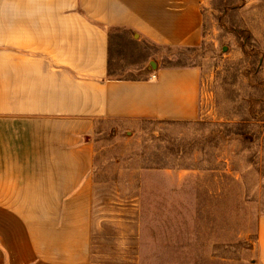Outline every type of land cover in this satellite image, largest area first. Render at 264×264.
<instances>
[{"label":"crops","instance_id":"obj_1","mask_svg":"<svg viewBox=\"0 0 264 264\" xmlns=\"http://www.w3.org/2000/svg\"><path fill=\"white\" fill-rule=\"evenodd\" d=\"M204 1L0 0V264H90L97 125L193 122L203 95L192 68L118 77L111 40L196 48Z\"/></svg>","mask_w":264,"mask_h":264},{"label":"rangeland","instance_id":"obj_2","mask_svg":"<svg viewBox=\"0 0 264 264\" xmlns=\"http://www.w3.org/2000/svg\"><path fill=\"white\" fill-rule=\"evenodd\" d=\"M192 49L121 34L120 78L192 68L193 122L101 121L92 135L90 264H258L264 215V0H205Z\"/></svg>","mask_w":264,"mask_h":264},{"label":"built area","instance_id":"obj_3","mask_svg":"<svg viewBox=\"0 0 264 264\" xmlns=\"http://www.w3.org/2000/svg\"><path fill=\"white\" fill-rule=\"evenodd\" d=\"M154 76H152L151 78H153Z\"/></svg>","mask_w":264,"mask_h":264},{"label":"trees","instance_id":"obj_4","mask_svg":"<svg viewBox=\"0 0 264 264\" xmlns=\"http://www.w3.org/2000/svg\"><path fill=\"white\" fill-rule=\"evenodd\" d=\"M170 48H172V47H170Z\"/></svg>","mask_w":264,"mask_h":264}]
</instances>
